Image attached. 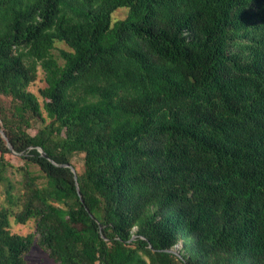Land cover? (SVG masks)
Instances as JSON below:
<instances>
[{
  "label": "trees",
  "instance_id": "obj_1",
  "mask_svg": "<svg viewBox=\"0 0 264 264\" xmlns=\"http://www.w3.org/2000/svg\"><path fill=\"white\" fill-rule=\"evenodd\" d=\"M0 130V264H264V0H0Z\"/></svg>",
  "mask_w": 264,
  "mask_h": 264
},
{
  "label": "rangeland",
  "instance_id": "obj_2",
  "mask_svg": "<svg viewBox=\"0 0 264 264\" xmlns=\"http://www.w3.org/2000/svg\"><path fill=\"white\" fill-rule=\"evenodd\" d=\"M126 10L124 8H118L113 12V19H121L125 16ZM66 48V45L63 42H56L55 43V48L52 50L53 54L58 56V50L59 48ZM59 61L62 62V60L59 58ZM45 86V81H44V72L40 66H38L37 69V78L36 80L30 84L29 89L34 92L42 104V98L39 95V88ZM45 115V114H44ZM31 133H34V129L30 130ZM12 161L17 164L20 163L21 160L19 158L13 157ZM73 161L77 164V166L80 165V158L79 157H74ZM12 180L16 184V187L18 188L19 184L18 181L20 180L21 176L20 174L12 173L10 174ZM17 190V189H16ZM2 197V196H0ZM34 221L29 220L25 224H20L16 223L14 218H10V229L12 232H17L20 234H27L29 232L34 231ZM181 246L174 248V251H178ZM25 260L27 264H58L55 262L46 251L41 249L36 242L33 243L31 246L30 250L26 253L25 255Z\"/></svg>",
  "mask_w": 264,
  "mask_h": 264
},
{
  "label": "water",
  "instance_id": "obj_3",
  "mask_svg": "<svg viewBox=\"0 0 264 264\" xmlns=\"http://www.w3.org/2000/svg\"><path fill=\"white\" fill-rule=\"evenodd\" d=\"M0 133L2 134L3 137H5V134L3 133L2 130H0ZM8 146L11 148V145H10L9 143H8ZM39 151H40L41 155H43V156H47L46 153H45L41 148H39ZM62 165H63V166H67V167H69V168L71 169V171H72L73 174H74L75 183H76V185H77V176H76V170H75V168H74L72 165H70V164H62ZM76 188H77V192H78V194L80 195L78 185H77ZM179 246H181V244H180V243H177V244H175L174 248H177V247H179ZM168 250H169V251H172V252H176V251H174L173 248H170V249H168Z\"/></svg>",
  "mask_w": 264,
  "mask_h": 264
}]
</instances>
